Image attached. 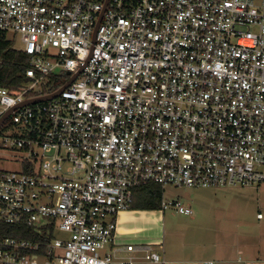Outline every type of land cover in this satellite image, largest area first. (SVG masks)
<instances>
[{
  "label": "built area",
  "instance_id": "built-area-1",
  "mask_svg": "<svg viewBox=\"0 0 264 264\" xmlns=\"http://www.w3.org/2000/svg\"><path fill=\"white\" fill-rule=\"evenodd\" d=\"M0 33L29 57V82L0 88V157L21 163L0 169V224L32 232L0 237V264H164L113 252L137 188L264 182V0H0Z\"/></svg>",
  "mask_w": 264,
  "mask_h": 264
},
{
  "label": "rangeland",
  "instance_id": "rangeland-1",
  "mask_svg": "<svg viewBox=\"0 0 264 264\" xmlns=\"http://www.w3.org/2000/svg\"><path fill=\"white\" fill-rule=\"evenodd\" d=\"M8 38L15 49L23 48L18 36L10 34ZM4 153L7 156L0 157V169L19 171L20 161L10 157L16 156L17 152L6 150ZM156 187L161 191L160 200L179 202L193 211V215L181 214L175 206L163 210L164 219L160 227L164 233L166 254L177 252L183 244L191 243L198 248V259L219 260L225 256L224 252H228V246L234 247L247 236L249 240L260 238L264 219L259 220L258 215L264 217V182L216 188L162 187L157 184ZM134 201L140 203L138 194ZM116 256L120 257L118 253ZM235 257L237 259L238 254Z\"/></svg>",
  "mask_w": 264,
  "mask_h": 264
},
{
  "label": "crops",
  "instance_id": "crops-1",
  "mask_svg": "<svg viewBox=\"0 0 264 264\" xmlns=\"http://www.w3.org/2000/svg\"><path fill=\"white\" fill-rule=\"evenodd\" d=\"M134 205L133 202L132 206ZM163 219L162 207L159 210H140L131 207V209L119 213L117 216V235L113 245L115 255L118 253L119 258H126L130 255L124 250L126 246L149 244L155 251L159 253L162 251L164 264H202L204 261L197 258L198 248L195 244H183L177 252L166 254L163 242L164 233L160 227ZM259 236L260 238L252 237L250 240L247 236L234 247L228 246V252H224V257L212 261H215L216 264H242L238 262V259L242 258L246 264H262L264 260V228ZM234 249L237 251L235 252ZM236 254H238L237 259ZM137 264L152 263L144 262L138 255Z\"/></svg>",
  "mask_w": 264,
  "mask_h": 264
},
{
  "label": "trees",
  "instance_id": "trees-1",
  "mask_svg": "<svg viewBox=\"0 0 264 264\" xmlns=\"http://www.w3.org/2000/svg\"><path fill=\"white\" fill-rule=\"evenodd\" d=\"M29 57L14 48L12 40L8 35L0 33V88L7 89L10 93L21 90L29 80L26 77ZM65 80L51 79L50 82L40 92L31 93L29 96H38L45 93H53L61 88ZM29 172L28 167L23 168ZM138 194L140 203H135L133 209L140 210H159L162 200H160L161 191L156 184H145L135 190V197ZM159 199V200H158ZM0 237H11L18 239L32 238V232L25 226L0 224Z\"/></svg>",
  "mask_w": 264,
  "mask_h": 264
},
{
  "label": "water",
  "instance_id": "water-1",
  "mask_svg": "<svg viewBox=\"0 0 264 264\" xmlns=\"http://www.w3.org/2000/svg\"><path fill=\"white\" fill-rule=\"evenodd\" d=\"M103 14V12H102ZM96 32L97 29L95 30L94 34H93V42L96 39ZM84 66H82L77 72L73 73L70 77V80L65 83L61 88H59L57 91L53 92V93H45L42 95H38L32 98L27 99L21 106H27V105H35V104H40V103H44V102H48L51 101L53 99H55L57 96H59V94L71 83L73 82L78 75L80 74V72L82 71ZM70 75V73H68ZM16 108H13L11 110H9L5 116L3 118L0 119V126L4 123V121L11 115V113L15 110Z\"/></svg>",
  "mask_w": 264,
  "mask_h": 264
}]
</instances>
